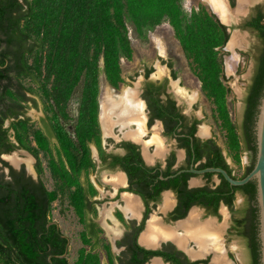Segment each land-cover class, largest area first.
I'll use <instances>...</instances> for the list:
<instances>
[{
	"label": "trees",
	"instance_id": "16d2710c",
	"mask_svg": "<svg viewBox=\"0 0 264 264\" xmlns=\"http://www.w3.org/2000/svg\"><path fill=\"white\" fill-rule=\"evenodd\" d=\"M128 19L137 29L163 21L170 25L190 70L200 83L201 93L213 106L215 122L225 131L228 155L237 162L241 152L250 154L251 162L239 177L233 175L232 168L222 158L213 165L233 179H242L252 170L257 151L254 125L264 90V46L244 100L239 133L230 119L226 99L230 90L224 85L222 70L221 52L229 34L205 7L199 6L188 16L178 0H0V149L6 142L1 125L12 115L10 103L16 96H22L23 91L44 101L50 115L51 135L56 140L52 148L43 132L30 131L26 121L12 125L21 147L36 156L40 152L48 153L47 169L54 188L48 192L43 185L31 184L23 175H15L9 181L0 179V264H70L66 257H59L65 253L68 239L56 225L47 226V216L52 202L62 197L84 218L85 190L79 177L93 167L89 144L100 149L99 76L103 74L114 88L123 83L121 60L132 58ZM247 27L257 31L264 45L261 17L249 22ZM26 80L31 86L25 85ZM73 96H78L79 103L73 136H69L61 120L71 122L68 104ZM31 134L37 147L29 146ZM13 149L10 146L6 150ZM136 157L132 153L125 158H133L122 164L128 173ZM38 171L42 173L40 165ZM219 177L222 185L215 189L202 187L188 191V196L193 198L189 205L213 204L217 208L222 201L233 209L236 193L242 194L248 209L237 226H244L242 236L247 239L251 264H260L256 184L251 181L233 187ZM89 189L94 193L90 184ZM179 196L189 198L186 193ZM73 264L100 263L96 256L82 251Z\"/></svg>",
	"mask_w": 264,
	"mask_h": 264
},
{
	"label": "flooded vegetation",
	"instance_id": "af4514ba",
	"mask_svg": "<svg viewBox=\"0 0 264 264\" xmlns=\"http://www.w3.org/2000/svg\"><path fill=\"white\" fill-rule=\"evenodd\" d=\"M221 1L228 11L234 10L237 6V0H228L229 5L233 9H229L224 0ZM207 5L210 8L209 12L212 13V8L209 4ZM214 13L212 14L216 17L217 14ZM248 15V19L243 23V28L254 32L258 37L257 31L247 26L249 22L257 19L259 16L261 17V24H264V10L262 7L257 6ZM224 26L230 36L231 32H228V26ZM263 46L261 42L259 52ZM160 61L161 63L159 65L161 67L163 66L165 72L158 79L150 78L154 69L156 71V68L150 66H144L143 68L141 87L138 89L139 92L136 94L135 99V102L141 106V111L139 112L141 123L139 126L131 123L122 130H120L117 124L105 126L102 113V99L100 100L101 91L99 82L97 122L100 149L93 143L89 144L90 159L93 167L87 172H82L79 177L80 183L85 190L84 196L86 204L84 218L77 214L76 210L69 205L67 200L63 201L62 197H59L51 204V211L47 216L49 220L47 226L51 222H55V224L53 223L51 225H56L60 231L58 223L50 219L53 204H57L60 207L59 213L63 208L72 211L77 223L81 227L79 233L80 247L77 250L76 260L82 254V251H84V253H90L91 256H96L100 264H102V260L105 261V264H227L223 245L226 219H224L225 228L221 235L222 250L220 251L210 249L204 254L199 255L196 253L198 247L193 241L187 240L184 245H181L178 242L180 238L175 237V235L180 236L183 234V230L176 226L187 219L193 207H198L197 209H201L206 215L216 216L220 206L224 205L231 213L232 230L230 232L235 233L236 236L245 241L249 253L248 264H251V254L247 239L242 236L244 226L241 224L237 226V222L245 218L248 209L247 199L242 194L236 193L240 194L246 201V208L239 218L233 217V210L227 207L222 201L217 208L213 204L210 206L189 205L193 198L188 196V191L202 187L215 189L222 185L219 174L204 173L198 175L191 173L190 170L200 171L206 168H220L219 166L213 165V163L219 162V158H222L227 165L228 163L224 149L216 142L215 136L212 137L213 132L209 131L206 125H203L207 127H205L207 129L206 132L202 131L203 127L200 126L199 115H188L182 111V106L186 105L189 107L191 105L190 103H193L190 100H194V96H188L187 93L184 96H179L176 93L178 89L175 91L174 84L176 83L179 88L181 86L180 82L177 84V73L173 61L171 59L166 61L161 59ZM256 66L257 62H255L250 85L256 73ZM120 85L122 83L116 88L111 86L113 92H116V89ZM10 104L12 115L4 119L1 125V130L4 133L6 132V142L0 149V179L9 181L15 175H23L31 184L37 186L41 184L46 191L51 192L54 188V183L47 169L49 160L48 153L40 152L36 156L33 151L21 147L17 139V134L12 128L14 123L26 121L27 128L30 131L41 130L47 137L52 148H54L56 140L51 135L50 115L45 109L44 101L40 96H34L31 93L23 91L22 96H16V99ZM38 105L41 106V115L37 121H32L27 115V110L29 108L37 110ZM244 110L245 104L243 114ZM6 113L8 112L6 111ZM243 114L241 123L243 121ZM76 117L77 111L75 108V112L71 116V122L65 123L64 119L61 120L63 128L69 136H73V121ZM115 120L116 117L112 116L111 121ZM29 141L30 147H37L33 139V134L29 136ZM10 146L14 149L7 151L6 149ZM109 148L110 150H108ZM15 150L26 152V156L30 160L31 169H28L27 165L22 161L14 165L5 159L6 156L12 154ZM132 153H135L137 157L131 164L130 173H128L122 164L133 159H125L127 155ZM52 154L54 155L55 151ZM247 154L249 165L251 162L250 154ZM42 158L45 162L44 169L41 164ZM38 165L42 168L41 174L38 171ZM98 170L107 172L104 174L103 184L101 183L103 177L98 174ZM44 172L48 174L52 185L51 189H48L43 181L42 177ZM92 176H94V180L91 179ZM89 184L94 189V193H90ZM96 184H102L105 186L104 188L109 190L103 191L107 193L105 198L112 202L110 208L104 209L101 215H99L98 207L101 202L97 197L99 190ZM184 193L189 198L185 199L184 196H182L183 198L179 196V194L182 195ZM125 198H131L138 202V209L134 212L129 211ZM164 202L168 204L166 207ZM197 209L193 210L199 213V221L203 222L208 220H201V212ZM223 210L227 218L225 209L221 210V215L225 218L222 214ZM98 216L104 219L111 218L113 221L120 223L122 230L107 228L106 221L104 220L103 223H100ZM152 219L158 222L161 228L171 230L174 236H143ZM211 220H214L217 225H221L224 222L219 224L215 219ZM106 229L109 237L105 235L107 233ZM61 234L68 239V246L65 251V257L67 258L70 241L66 235L62 232ZM83 235L85 236L83 237ZM229 264L235 263L231 261Z\"/></svg>",
	"mask_w": 264,
	"mask_h": 264
},
{
	"label": "rangeland",
	"instance_id": "374dc122",
	"mask_svg": "<svg viewBox=\"0 0 264 264\" xmlns=\"http://www.w3.org/2000/svg\"><path fill=\"white\" fill-rule=\"evenodd\" d=\"M178 2L184 11V14L188 16L192 11H196L199 6H203L208 11H210L209 6L203 0H178ZM257 6L262 7V9L264 10V1H252L251 4L247 7L248 9H246L247 12L244 15L240 16L236 22L231 23L229 26V28L231 29V35L237 33L245 37L244 46L241 48H235L234 50V53L236 54V56H238V61L237 63L233 62L232 72H228L226 68V61L232 56V52L228 50V47L226 48V45L223 47L221 52V56L223 58L222 70L224 75V85L230 90L226 98L229 109L228 111L230 119L238 127L239 133L240 126L242 125L241 120L244 100L247 95V91L251 82L252 72L255 66L256 59L260 53L259 50L261 46V41L257 37V35L252 31L244 29L243 23L246 19H248V14L250 13V11ZM126 24L128 29V38L130 41V46L132 48V58L130 61L121 60L123 83L118 89H116V94L122 93L125 89H136L138 93V89L141 87L142 72L144 66L156 68V71L154 69V72L151 74L150 78L158 79L159 76L163 75L165 72L163 66L161 67L159 65V63H161L160 60L163 59L164 61H166L168 59H171L174 63V67L177 73V84L180 82L181 86L179 88L175 83V91L183 87L188 96H191L193 92H196V98H194V100H190V102H193L190 103V106L192 107H187L186 105H184L182 106V111L187 113L188 115H199L198 118L200 121V126H207L208 128H206L209 129V131L213 132L212 137L215 136L216 142L224 149L226 161L232 168L233 175L239 177L243 173L245 167L248 166V154L245 151L241 152L239 161L237 162H234L233 158L228 155L229 151L227 149L225 131H223L219 127V123L217 124L215 122L212 111L213 106L201 93L200 83L193 72L190 70L191 67L189 66V61L185 58L180 44L175 38L174 32L170 25L166 21H163L155 26L137 29L129 19L126 21ZM158 67L162 68V74H159V71L157 70ZM99 82L101 91L100 100L102 99L103 103V99L106 95L107 90L111 89L112 87L106 82L103 74L100 75ZM24 83L26 86H31V83L28 82V80H26ZM77 103L78 96H73L68 104V111L70 113V116L74 114ZM40 108L41 106L38 105L37 110L31 108L27 110V115L31 118L32 121H37L40 117ZM116 135L118 134L116 133ZM108 150H110V148ZM26 155V152L22 150H15L12 154L6 156L5 159L7 161H10L11 157H15L16 159L19 157L20 160H18L19 158L17 159L18 163L19 161L24 162L29 169L30 166H28V161L30 162V160ZM41 164L44 169L45 162L43 158L41 159ZM98 172V174L103 177V179H101V183L103 184L105 177L104 174H106L107 172H105L104 170H98ZM42 178L47 188L51 189L52 185L46 172L43 173ZM93 178L94 176L91 177L92 180H94ZM102 184H96V187L99 190L97 197L101 202V204L98 206L99 215H101V212H103L104 209L110 208V204H112L111 200L105 198L107 193L103 190H109L104 188L105 186ZM245 203V199L240 194H236L232 209L233 217L239 218L242 216L243 210H245L246 208ZM59 208L60 207L57 204H53L50 219L56 221L59 225L60 231L69 238L70 246L68 248L67 259L70 264H73L77 258V250L80 247L79 233L81 227L77 223L70 209L63 208L59 213ZM193 209L197 208H192L191 210ZM222 209H225L227 218L226 215L225 218L222 217ZM197 210L201 212V220L215 219L219 224H221L223 221V223L225 224L224 219H226V228L224 226L225 231L223 233V245L225 250L226 263L229 264L231 261H233V263L235 264H248L249 253L245 241L236 236L235 233L230 232V230H232L230 210L228 208H223L222 206H220L219 212L216 216L206 215V213H204L201 209ZM98 219L100 220V223H103L105 220L107 223V228L110 227L113 230H122L121 224L113 221V219L111 218L104 219L103 217L98 216ZM105 235L108 236V232L105 233ZM192 247H194V245H192ZM102 264H105L104 260H102Z\"/></svg>",
	"mask_w": 264,
	"mask_h": 264
},
{
	"label": "bare ground",
	"instance_id": "6f19581e",
	"mask_svg": "<svg viewBox=\"0 0 264 264\" xmlns=\"http://www.w3.org/2000/svg\"><path fill=\"white\" fill-rule=\"evenodd\" d=\"M203 1L210 5L212 10L219 16V18L223 22L230 23L228 21L236 19L238 18V16L246 12L247 7L250 5L252 0H237V6L232 11H228L221 0ZM244 44L245 37L243 35L237 33H234L232 35V38L230 39L227 46L228 50L232 52V56L226 61V68L228 72H232L233 62L237 63L238 61V56H236V54L234 53L235 48H241L244 46ZM157 70L159 71V74H161V68L158 67ZM176 93L179 96H184L186 94V92L182 88L178 89ZM136 94V89H127L120 94H116V92H113L112 89L107 90L102 103V113L105 126L117 124L119 125L120 130H122L124 127L128 126L131 123H134L137 126L140 125L141 117L139 115V112L141 111V106L139 103L135 102L137 96ZM191 96H194V98H196V92H193ZM112 116L116 117L115 121H111ZM206 130L207 129L205 127L202 128V131L206 132ZM10 161L14 165L18 163V160L15 157H11ZM28 166H30L29 161ZM30 168L31 167H29V169ZM125 201L129 211L131 210L134 212L138 209V202H136L134 199L125 198ZM166 203L164 202L165 207L166 205H168ZM222 214L225 216L224 210L222 211ZM224 226V223H222L221 225H217L215 224L214 220L211 219L200 222L199 213L195 210H192L186 220L177 224L176 227L181 228L183 230V234H181L180 236L175 235V237L180 238L178 242H180L181 245H184L187 240L193 241L198 247V251L196 253H198L199 255L204 254L210 249L220 251L222 250L221 235L224 230ZM145 232L146 233H144L143 235L145 237L174 236V233L171 232V230L161 228V225L153 219L149 222L147 231Z\"/></svg>",
	"mask_w": 264,
	"mask_h": 264
},
{
	"label": "water",
	"instance_id": "95a60500",
	"mask_svg": "<svg viewBox=\"0 0 264 264\" xmlns=\"http://www.w3.org/2000/svg\"><path fill=\"white\" fill-rule=\"evenodd\" d=\"M229 9H233L228 0H224ZM212 10V9H211ZM212 13H214L212 11ZM215 14V13H214ZM216 17L219 21L223 24L228 26V32H231L229 28L230 24L236 22L238 19L232 20L230 23L223 22L217 15ZM231 34L229 39L226 43V48L228 46V42L231 38ZM255 137H256V157H255V164L252 170L242 179H233L231 176L227 174V172L220 168H206L200 171L190 170L193 174H204V173H212V174H219L221 175L225 181L233 187H240L248 182H255L256 184V207L258 211V240L260 244V264H264V90L263 94L259 99V104L257 106V115L255 119L254 125ZM223 208H226L222 205ZM198 208V207H193ZM55 224V222H51L50 224ZM68 246V244H67ZM66 252L59 256L60 258H64ZM49 263H51V257L48 258Z\"/></svg>",
	"mask_w": 264,
	"mask_h": 264
}]
</instances>
